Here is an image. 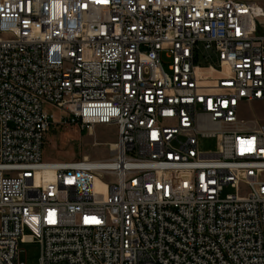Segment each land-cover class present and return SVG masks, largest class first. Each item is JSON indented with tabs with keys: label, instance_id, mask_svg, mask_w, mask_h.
Listing matches in <instances>:
<instances>
[{
	"label": "built area",
	"instance_id": "built-area-1",
	"mask_svg": "<svg viewBox=\"0 0 264 264\" xmlns=\"http://www.w3.org/2000/svg\"><path fill=\"white\" fill-rule=\"evenodd\" d=\"M254 101L264 0H0V264H264ZM54 124L117 139L43 160Z\"/></svg>",
	"mask_w": 264,
	"mask_h": 264
},
{
	"label": "rangeland",
	"instance_id": "rangeland-1",
	"mask_svg": "<svg viewBox=\"0 0 264 264\" xmlns=\"http://www.w3.org/2000/svg\"><path fill=\"white\" fill-rule=\"evenodd\" d=\"M166 60V58H165ZM216 62V60H215ZM45 109L53 115V122L61 118L58 108L47 104ZM241 113L247 118L254 114H264V102L254 101L242 103ZM117 139V127L115 125H97L92 133L88 129H82L79 125H56L54 124L46 133V141L43 149V160L47 161H77L86 155L91 159L105 158L111 153V144ZM199 148L202 151H213L217 148L215 137H201ZM236 188L227 185L223 195L235 193ZM22 259L27 264H39V245L28 242L22 243ZM64 264V263H57Z\"/></svg>",
	"mask_w": 264,
	"mask_h": 264
},
{
	"label": "bare ground",
	"instance_id": "bare-ground-1",
	"mask_svg": "<svg viewBox=\"0 0 264 264\" xmlns=\"http://www.w3.org/2000/svg\"><path fill=\"white\" fill-rule=\"evenodd\" d=\"M92 133V132H91ZM112 147H114V146H112ZM85 158H89L87 155L85 156ZM103 185H102V183H100L99 181L98 182H96V184H95V188L97 189V190H101V189H103Z\"/></svg>",
	"mask_w": 264,
	"mask_h": 264
}]
</instances>
